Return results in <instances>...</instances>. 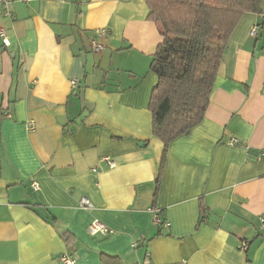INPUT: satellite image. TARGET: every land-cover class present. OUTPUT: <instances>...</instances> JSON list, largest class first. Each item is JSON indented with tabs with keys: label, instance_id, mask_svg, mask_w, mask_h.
Segmentation results:
<instances>
[{
	"label": "crops",
	"instance_id": "obj_1",
	"mask_svg": "<svg viewBox=\"0 0 264 264\" xmlns=\"http://www.w3.org/2000/svg\"><path fill=\"white\" fill-rule=\"evenodd\" d=\"M9 10L0 264H264V0L232 30L203 121L163 161L148 110L162 39L144 0H10ZM92 220L111 234L90 237Z\"/></svg>",
	"mask_w": 264,
	"mask_h": 264
},
{
	"label": "trees",
	"instance_id": "obj_2",
	"mask_svg": "<svg viewBox=\"0 0 264 264\" xmlns=\"http://www.w3.org/2000/svg\"><path fill=\"white\" fill-rule=\"evenodd\" d=\"M144 1L162 39L149 66L148 110L163 161L169 144L203 121L229 36L242 15L262 14L263 0Z\"/></svg>",
	"mask_w": 264,
	"mask_h": 264
},
{
	"label": "built area",
	"instance_id": "obj_3",
	"mask_svg": "<svg viewBox=\"0 0 264 264\" xmlns=\"http://www.w3.org/2000/svg\"><path fill=\"white\" fill-rule=\"evenodd\" d=\"M9 4H10V0H0V18L3 17H10L11 16V12L9 10ZM104 31H101L100 33L103 34ZM250 34L252 36H254L256 34V27H253L250 31ZM0 39L2 42L3 47H7L8 46V40L6 37V32L5 30L0 27ZM91 50L95 53L100 52L103 49V46L98 43L96 40L91 41ZM71 85L74 87L76 85V81H71ZM32 124H30V127L32 129ZM237 141L232 139L228 145L233 146L235 145ZM108 164L111 166L112 163L110 161H108ZM37 184L33 183L32 184V188L35 190L37 189ZM80 207L84 210H87L89 208H91V204L89 202V200L87 198H82L80 200ZM156 221L159 222L158 218L156 217ZM86 232L90 237H97V236H101V237H107L111 234V230L104 225L103 223L99 222L98 220H92V222H90V224L87 226L86 228ZM240 250L241 251H246L247 250V244L246 243H242L240 246ZM62 264H74L75 260L70 259L68 257H63L61 259ZM142 264H151L150 261L148 259H146ZM175 264H187L185 261H182L180 263H175Z\"/></svg>",
	"mask_w": 264,
	"mask_h": 264
}]
</instances>
